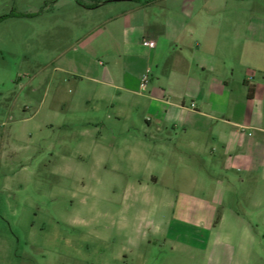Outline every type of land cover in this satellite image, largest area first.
<instances>
[{
  "label": "rangeland",
  "instance_id": "obj_1",
  "mask_svg": "<svg viewBox=\"0 0 264 264\" xmlns=\"http://www.w3.org/2000/svg\"><path fill=\"white\" fill-rule=\"evenodd\" d=\"M128 1L0 0V264H207L200 220L244 211L237 188L154 184L160 154L145 160V127L130 126L142 118L84 106L96 92L84 78L96 72L91 33ZM138 1L166 26L264 37V0ZM85 32L77 62L69 45Z\"/></svg>",
  "mask_w": 264,
  "mask_h": 264
},
{
  "label": "crops",
  "instance_id": "obj_2",
  "mask_svg": "<svg viewBox=\"0 0 264 264\" xmlns=\"http://www.w3.org/2000/svg\"><path fill=\"white\" fill-rule=\"evenodd\" d=\"M128 3L91 33L99 43L96 72L84 78L96 92L84 106L110 108L117 123L132 114L142 118L130 126L145 127V160L160 154L154 184L174 178L172 184L189 188L246 193L243 212L228 206L220 217L200 220L209 231L207 264H264L262 27L248 34L239 26H166L147 18L145 2ZM85 34L69 45L74 60L83 56L77 49Z\"/></svg>",
  "mask_w": 264,
  "mask_h": 264
},
{
  "label": "built area",
  "instance_id": "obj_3",
  "mask_svg": "<svg viewBox=\"0 0 264 264\" xmlns=\"http://www.w3.org/2000/svg\"><path fill=\"white\" fill-rule=\"evenodd\" d=\"M142 44H143V46H145V47H149V48H153V47H155V42L150 41V40H144V41L142 42ZM148 80H149V77H148V72H147V74H145V75L142 77V79H141V83H140V87H141V89H145V88H146V86H147V84H148ZM191 107H193V105H192Z\"/></svg>",
  "mask_w": 264,
  "mask_h": 264
},
{
  "label": "trees",
  "instance_id": "obj_4",
  "mask_svg": "<svg viewBox=\"0 0 264 264\" xmlns=\"http://www.w3.org/2000/svg\"><path fill=\"white\" fill-rule=\"evenodd\" d=\"M2 19H4V18H3V17H0V21H1Z\"/></svg>",
  "mask_w": 264,
  "mask_h": 264
}]
</instances>
